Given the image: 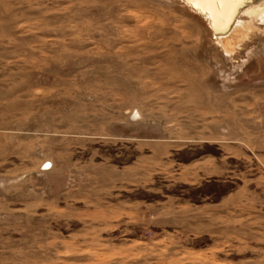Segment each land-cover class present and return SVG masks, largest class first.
I'll list each match as a JSON object with an SVG mask.
<instances>
[{"label": "rangeland", "instance_id": "obj_1", "mask_svg": "<svg viewBox=\"0 0 264 264\" xmlns=\"http://www.w3.org/2000/svg\"><path fill=\"white\" fill-rule=\"evenodd\" d=\"M214 5L0 0V264H264V0Z\"/></svg>", "mask_w": 264, "mask_h": 264}, {"label": "bare ground", "instance_id": "obj_2", "mask_svg": "<svg viewBox=\"0 0 264 264\" xmlns=\"http://www.w3.org/2000/svg\"><path fill=\"white\" fill-rule=\"evenodd\" d=\"M258 3V2H257ZM228 4H229V2H228ZM234 4V3H233ZM193 4H191V7L192 8H194V6L197 8V12H202L204 15H209V14H211L209 11H208V9H207V7H200L197 3H194V6H192ZM232 5V4H231ZM235 5V4H234ZM258 5L259 4H256V3H254L253 5H251V6H249V7H247V8H245L244 10H243V14H250V13H254V12H257L258 11ZM213 6V5H212ZM215 6V5H214ZM226 7V6H225ZM195 9V8H194ZM213 9H215V8H213ZM232 10V9H231ZM233 10H235V9H233ZM220 11V10H219ZM201 14V13H200ZM223 17H224V15H223ZM230 17V16H229ZM238 19V18H237ZM220 20V19H219ZM215 23V22H214ZM236 24V23H235ZM237 25V24H236ZM239 25V24H238ZM224 28L225 27H222L220 30H217L218 32H220V31H224ZM233 31V30H232Z\"/></svg>", "mask_w": 264, "mask_h": 264}, {"label": "snow or ice", "instance_id": "obj_3", "mask_svg": "<svg viewBox=\"0 0 264 264\" xmlns=\"http://www.w3.org/2000/svg\"><path fill=\"white\" fill-rule=\"evenodd\" d=\"M187 3L192 4V3H197L200 7H206V6H211L214 5L217 0H186ZM47 167V165H46Z\"/></svg>", "mask_w": 264, "mask_h": 264}, {"label": "trees", "instance_id": "obj_4", "mask_svg": "<svg viewBox=\"0 0 264 264\" xmlns=\"http://www.w3.org/2000/svg\"><path fill=\"white\" fill-rule=\"evenodd\" d=\"M204 195H209L208 193H203ZM193 199V198H192Z\"/></svg>", "mask_w": 264, "mask_h": 264}, {"label": "flooded vegetation", "instance_id": "obj_5", "mask_svg": "<svg viewBox=\"0 0 264 264\" xmlns=\"http://www.w3.org/2000/svg\"><path fill=\"white\" fill-rule=\"evenodd\" d=\"M189 4V3H188ZM191 6V4H189Z\"/></svg>", "mask_w": 264, "mask_h": 264}]
</instances>
